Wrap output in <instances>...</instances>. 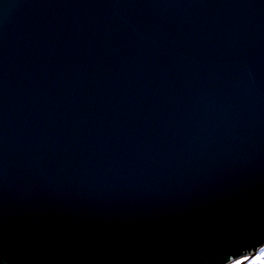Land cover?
Masks as SVG:
<instances>
[{
	"label": "water",
	"instance_id": "95a60500",
	"mask_svg": "<svg viewBox=\"0 0 264 264\" xmlns=\"http://www.w3.org/2000/svg\"><path fill=\"white\" fill-rule=\"evenodd\" d=\"M263 246L264 0H0V264Z\"/></svg>",
	"mask_w": 264,
	"mask_h": 264
},
{
	"label": "snow or ice",
	"instance_id": "6c2138e0",
	"mask_svg": "<svg viewBox=\"0 0 264 264\" xmlns=\"http://www.w3.org/2000/svg\"><path fill=\"white\" fill-rule=\"evenodd\" d=\"M245 259H247V257ZM236 264H242V262L237 261ZM248 264H264V249H262L257 256L249 260Z\"/></svg>",
	"mask_w": 264,
	"mask_h": 264
},
{
	"label": "rangeland",
	"instance_id": "374dc122",
	"mask_svg": "<svg viewBox=\"0 0 264 264\" xmlns=\"http://www.w3.org/2000/svg\"><path fill=\"white\" fill-rule=\"evenodd\" d=\"M262 249H264V246L261 249H257L255 253L250 255V257L244 261V264H248V261L251 260L253 257L257 256Z\"/></svg>",
	"mask_w": 264,
	"mask_h": 264
},
{
	"label": "bare ground",
	"instance_id": "6f19581e",
	"mask_svg": "<svg viewBox=\"0 0 264 264\" xmlns=\"http://www.w3.org/2000/svg\"><path fill=\"white\" fill-rule=\"evenodd\" d=\"M262 247H258L257 249H261ZM234 262L228 263V264H233Z\"/></svg>",
	"mask_w": 264,
	"mask_h": 264
}]
</instances>
